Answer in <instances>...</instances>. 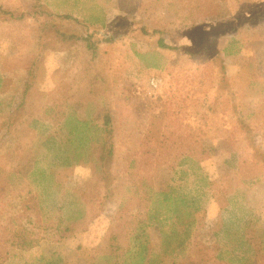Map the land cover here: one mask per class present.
<instances>
[{
	"label": "rangeland",
	"instance_id": "obj_1",
	"mask_svg": "<svg viewBox=\"0 0 264 264\" xmlns=\"http://www.w3.org/2000/svg\"><path fill=\"white\" fill-rule=\"evenodd\" d=\"M77 1L78 21L59 0H0V264H138L142 247L157 252L164 241L172 221L156 196L171 188L198 197L202 209L182 214L187 233L177 230L163 264L189 256V264H264V0ZM159 37L178 51L167 53L166 70H147L136 53ZM217 56L233 80L239 122L223 106ZM99 96L117 117L101 168L87 153L101 132L68 152L61 117L46 112L76 101L89 119ZM156 108L192 162L135 165L138 132ZM77 165L90 177L76 175ZM147 186L151 206L142 209ZM150 215L157 220L133 239L130 221ZM31 239L35 246L21 247Z\"/></svg>",
	"mask_w": 264,
	"mask_h": 264
},
{
	"label": "trees",
	"instance_id": "obj_2",
	"mask_svg": "<svg viewBox=\"0 0 264 264\" xmlns=\"http://www.w3.org/2000/svg\"><path fill=\"white\" fill-rule=\"evenodd\" d=\"M78 21L77 19H74ZM94 24V23H91ZM87 28V27H86ZM86 33L88 34V37H92L94 34L90 33L89 29H85ZM156 34H161L160 31L154 30ZM106 39V38H105ZM88 49H94L92 51H95V46L93 44L86 46ZM178 48L169 46L166 44L165 40L162 37H159L157 41V45L155 48L146 51V52H137L136 57L139 61V63L147 70H157V71H164L167 69V53L177 52ZM214 61L217 62L219 71V79L220 84L222 86L221 90V96L224 94V102L226 109H228L230 112H232L234 117L236 118V121H240V112L242 111L240 108L239 103L237 102V95H236V89L233 87V80H230L228 77L226 78V71L224 68V61L219 58V56L214 58ZM85 72L92 73L91 70H85ZM35 79V78H33ZM229 79V82H228ZM95 79L93 78L90 80V88L91 92L94 94V96L97 95L95 93L94 87ZM35 81V80H34ZM89 83V82H88ZM31 86L24 87V94H28ZM65 96V94H64ZM66 100H68L66 98ZM91 103H89L90 105ZM82 106L79 105V103L76 101H73L67 105L66 109L62 111V109L54 110L52 107H47V114L49 116H52V118L61 117L60 124L58 125V131H64V136H66L68 144H70L67 148L68 152L75 153L76 147H73V142L77 144L83 145L84 141L85 143L90 142L92 140L91 134L92 132L95 133V131H100L102 134V138L100 140L92 141L91 145H89V151L87 152L89 154V160L92 161L98 168L103 167L105 164L104 162L108 159V156L112 154L111 146L112 142H110V136L112 133H114L115 130V124L117 123V117L112 113L110 106H107V100L104 99L103 96H99L97 98V102L93 105V109L91 110V116L89 119L84 118L82 115L83 113L80 111ZM53 110L55 112H53ZM165 109L163 108H156L152 111L151 119L149 121V126H143L140 129V133L138 132V136L140 138L139 144L136 148V158L140 159V161H133L136 166L141 170L146 165H150L151 163L158 164L160 166H163L167 168L168 170H175L181 166H184L186 164V161L192 162L190 159L186 158L185 153V140L182 139L181 135L177 133L176 130L172 129V126H170L169 123L163 124V120L167 118V115L165 113ZM61 115V116H58ZM243 127L249 129L246 125H243ZM164 131V133H162ZM110 148V149H108ZM175 150H179V152H176ZM186 158V159H185ZM140 166V167H139ZM134 168H136L134 166ZM205 178H202V181L205 182ZM144 187L146 186L143 184ZM209 184L207 181L204 183V186L207 187ZM148 187V186H147ZM146 192L144 194V197L140 200L141 206L138 205V207H142V209H146L149 204L151 206V199L152 195L151 191L152 189L150 187L145 189ZM142 192L139 187L132 186V193L133 197L135 196L138 198V195ZM154 195L153 197H155ZM158 203L160 204L162 217L164 221L168 224V222L172 221L169 225V227L166 229V235L164 234V241L162 242L160 248L156 252L154 249H151L150 246L142 247L139 251V257L140 262L138 264H141L144 260L147 261L148 264H163V261L165 258L171 257L175 249H171L172 242L174 241V238L177 237V230L181 229L184 230V233H187L188 227L190 224L185 223V220H183V213L188 212L189 215L196 213L202 209L201 202L198 197L195 198H188L185 195H182L180 193H176V190L171 188L167 191H160L158 195L156 196ZM159 215V214H158ZM152 217V218H151ZM26 220L30 221V218H27ZM157 220L156 215H150V217L147 216V218H143L138 223V226L134 224L132 221H130V229L132 231V238L136 239L138 238V232L147 224L149 221ZM166 227V226H162ZM165 230V229H164ZM164 230L162 232H164ZM183 233V234H184ZM31 234V233H30ZM218 233H216V236ZM18 237H23V235H19ZM7 246L9 248H16L19 247L18 242L14 243L12 239H6L5 240ZM21 241V240H20ZM23 244L21 247L24 249H30L33 246L36 245V241L30 240L25 241L23 240ZM177 247H180V250L182 252L183 245H179ZM145 252L144 257H141L142 254ZM183 253H181L182 255ZM3 253L1 254V256ZM53 254L49 256L50 259L53 258ZM193 258V257H192ZM190 256L186 258V260L190 262L192 259ZM217 258H222L221 256ZM143 260V261H142ZM259 260V258L256 259V262ZM188 262V264H189ZM53 264V263H51ZM257 264V263H254Z\"/></svg>",
	"mask_w": 264,
	"mask_h": 264
},
{
	"label": "crops",
	"instance_id": "obj_3",
	"mask_svg": "<svg viewBox=\"0 0 264 264\" xmlns=\"http://www.w3.org/2000/svg\"><path fill=\"white\" fill-rule=\"evenodd\" d=\"M63 6H67L70 5L71 8H74V11L71 10V14L74 15V19L77 18L78 16L76 15V13L81 12V10L78 9V5H77V0H59ZM98 8V7H97ZM64 12L69 13L68 11L64 10Z\"/></svg>",
	"mask_w": 264,
	"mask_h": 264
},
{
	"label": "clouds",
	"instance_id": "obj_4",
	"mask_svg": "<svg viewBox=\"0 0 264 264\" xmlns=\"http://www.w3.org/2000/svg\"><path fill=\"white\" fill-rule=\"evenodd\" d=\"M74 171L76 175L81 177V179H87L91 175V169L85 168L82 165H77Z\"/></svg>",
	"mask_w": 264,
	"mask_h": 264
},
{
	"label": "built area",
	"instance_id": "obj_5",
	"mask_svg": "<svg viewBox=\"0 0 264 264\" xmlns=\"http://www.w3.org/2000/svg\"><path fill=\"white\" fill-rule=\"evenodd\" d=\"M152 85V84H151Z\"/></svg>",
	"mask_w": 264,
	"mask_h": 264
}]
</instances>
